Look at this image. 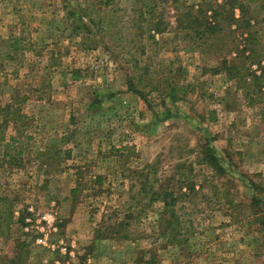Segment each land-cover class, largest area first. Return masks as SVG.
Here are the masks:
<instances>
[{
  "label": "rangeland",
  "instance_id": "1",
  "mask_svg": "<svg viewBox=\"0 0 264 264\" xmlns=\"http://www.w3.org/2000/svg\"><path fill=\"white\" fill-rule=\"evenodd\" d=\"M200 1L0 0V264H264V101L190 49Z\"/></svg>",
  "mask_w": 264,
  "mask_h": 264
},
{
  "label": "trees",
  "instance_id": "2",
  "mask_svg": "<svg viewBox=\"0 0 264 264\" xmlns=\"http://www.w3.org/2000/svg\"><path fill=\"white\" fill-rule=\"evenodd\" d=\"M252 1L226 0L225 2L230 3L231 7L229 10H223L220 8L223 0H202L196 5H189L184 14L185 20L178 17L177 26L181 31L187 29L183 35L192 42L190 49L214 55H219L222 51L226 52L228 55L222 54L223 56L215 59V62L209 65L208 70L213 74L224 73L229 80L235 81L237 86L244 88L243 93L245 92L244 95L250 97L251 103H254L253 101L260 103L264 101V25L253 11ZM259 6L264 10V2ZM163 29L157 28V31L161 32ZM16 41L17 39H14L13 43ZM129 83L132 85L131 81ZM129 89L136 91L133 86H129ZM25 98V95L11 94L7 101L0 104V115L4 118V123L22 119L24 113L21 112V103H24ZM259 108L264 113V104ZM261 120L264 122V116ZM4 138L5 133L3 129H0V140ZM9 138L5 141L6 146L9 145L7 143L9 140L14 139L13 136ZM202 147L205 150L203 158L206 162L213 165V169L218 173H222L224 168L219 162V156L213 152L208 138H205ZM192 188L194 191V187ZM153 193L159 194V191L154 190ZM177 195L179 192L172 188L168 192L164 190L162 194L163 211L166 214L169 213L171 217L166 219L167 228L171 227L174 222L176 226L180 225L178 219L176 220L178 217L174 210L179 200ZM258 201V199H253V202ZM259 219L264 229V215L261 214ZM172 230L174 231L173 226Z\"/></svg>",
  "mask_w": 264,
  "mask_h": 264
},
{
  "label": "built area",
  "instance_id": "3",
  "mask_svg": "<svg viewBox=\"0 0 264 264\" xmlns=\"http://www.w3.org/2000/svg\"><path fill=\"white\" fill-rule=\"evenodd\" d=\"M48 216L47 215H44V218L46 219Z\"/></svg>",
  "mask_w": 264,
  "mask_h": 264
}]
</instances>
